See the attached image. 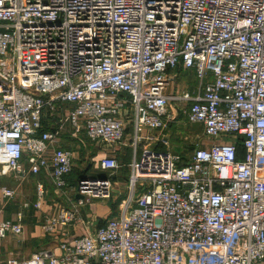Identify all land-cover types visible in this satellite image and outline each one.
Here are the masks:
<instances>
[{
	"label": "built area",
	"instance_id": "1",
	"mask_svg": "<svg viewBox=\"0 0 264 264\" xmlns=\"http://www.w3.org/2000/svg\"><path fill=\"white\" fill-rule=\"evenodd\" d=\"M176 69L194 70L196 91L165 92ZM172 102L212 141L188 160L158 148ZM128 120L141 154L118 214L60 253L2 264H264V0H0V175L44 171L68 194L66 131L114 148ZM99 165L109 177L121 167L114 154ZM79 182L111 197V178ZM0 192L10 200L18 186ZM69 201L45 231L83 221L85 204ZM22 218L0 220V239Z\"/></svg>",
	"mask_w": 264,
	"mask_h": 264
},
{
	"label": "crops",
	"instance_id": "2",
	"mask_svg": "<svg viewBox=\"0 0 264 264\" xmlns=\"http://www.w3.org/2000/svg\"><path fill=\"white\" fill-rule=\"evenodd\" d=\"M169 92V91H168ZM171 93V92H170ZM133 132V125L130 120L126 122V132L124 139L114 148L101 143H95L97 153L94 155L93 167L95 171L92 177H107L110 176L107 171H104L100 165V160L114 154L120 164L128 167L125 173L122 171V166L114 173L113 178L116 183L123 184L130 176V163L141 154V149L135 156L133 147L130 143ZM157 136H162L166 139V133L156 131ZM159 147H165L163 143ZM92 167V168H93ZM126 167V168H127ZM91 168V169H92ZM89 173V174H90ZM43 181L46 186L47 194L41 204V207H36L37 201V181ZM69 183L73 181L68 178ZM16 187L18 192L16 196L10 200L3 197L0 192V220L18 221L19 213H22L23 231L19 234L9 233L6 237L0 239V264L8 259L24 260L31 257L34 252L46 249L55 253H60L59 244L61 240L73 241L75 237L82 236L97 226L102 225L108 218L118 214V210H113L112 205L106 201H93L88 208H82L83 221L69 225L67 227H58L53 233L47 232L44 225L50 216H53L58 207L63 203L67 193L57 190L50 179L49 175L42 172L39 175L32 176L22 183L18 182L16 176L10 172L7 175H0V186ZM65 196V197H64ZM69 203V202H68ZM64 205V204H63ZM68 205V204H66Z\"/></svg>",
	"mask_w": 264,
	"mask_h": 264
},
{
	"label": "rangeland",
	"instance_id": "3",
	"mask_svg": "<svg viewBox=\"0 0 264 264\" xmlns=\"http://www.w3.org/2000/svg\"><path fill=\"white\" fill-rule=\"evenodd\" d=\"M176 75L175 79L169 83V86L166 88V93L169 91L173 94L182 93L183 91L188 90L193 93L198 88V79H196L194 70H183L176 69L171 76ZM73 104H68L71 107ZM188 103L185 102H172L169 104V110L172 111L174 115V120L165 127L161 132L166 133L165 143L163 144L165 148L179 154L183 157L184 160H188L194 150L198 145L210 144L211 139L207 138L204 134V126L199 122H192L188 118ZM83 142L79 141L72 137L70 133V129H68L63 137V141H61V145L63 147L69 148L74 152V168L72 173L70 174V180L73 181L71 188L68 189L67 197L64 198V201L61 205L69 204L70 198L74 199L77 203L85 204L82 207L88 208L89 205L93 201H106L112 205L113 210L119 208L120 203L125 198L128 193L127 186L128 183L119 184L114 181L115 175L111 177H92V173L89 171H95L93 167V157L97 153V146L93 143V141L88 140L84 135H80ZM230 137L225 136L223 140H228ZM122 166V165H121ZM93 167V168H92ZM127 167V166H126ZM122 166V171H128V167L126 168ZM92 168V169H91ZM105 171V170H104ZM44 172V171H43ZM90 173V174H89ZM100 178L112 179L111 189V197L110 198H93L89 197L88 193H83L80 191L78 186L80 185V180L84 179H93ZM126 182H129V178ZM47 194V189H46ZM45 194V197H46ZM90 200V201H88Z\"/></svg>",
	"mask_w": 264,
	"mask_h": 264
},
{
	"label": "bare ground",
	"instance_id": "4",
	"mask_svg": "<svg viewBox=\"0 0 264 264\" xmlns=\"http://www.w3.org/2000/svg\"><path fill=\"white\" fill-rule=\"evenodd\" d=\"M86 185L88 188H95L96 186H98L97 183H93V182L86 183ZM98 189H100V188H98ZM91 190H93V189H91Z\"/></svg>",
	"mask_w": 264,
	"mask_h": 264
},
{
	"label": "trees",
	"instance_id": "5",
	"mask_svg": "<svg viewBox=\"0 0 264 264\" xmlns=\"http://www.w3.org/2000/svg\"><path fill=\"white\" fill-rule=\"evenodd\" d=\"M158 148L163 149L164 147H158ZM239 148H240V145H239Z\"/></svg>",
	"mask_w": 264,
	"mask_h": 264
}]
</instances>
